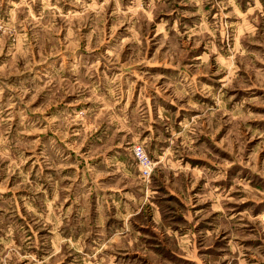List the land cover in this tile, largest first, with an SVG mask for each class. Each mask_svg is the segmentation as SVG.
I'll return each instance as SVG.
<instances>
[{"label": "rangeland", "instance_id": "obj_1", "mask_svg": "<svg viewBox=\"0 0 264 264\" xmlns=\"http://www.w3.org/2000/svg\"><path fill=\"white\" fill-rule=\"evenodd\" d=\"M0 264H264V0H0Z\"/></svg>", "mask_w": 264, "mask_h": 264}, {"label": "built area", "instance_id": "obj_2", "mask_svg": "<svg viewBox=\"0 0 264 264\" xmlns=\"http://www.w3.org/2000/svg\"><path fill=\"white\" fill-rule=\"evenodd\" d=\"M133 154L135 159L137 160V163L139 164V168L143 175L149 176L152 171V162L148 155L146 154L144 148L136 144L133 146Z\"/></svg>", "mask_w": 264, "mask_h": 264}]
</instances>
